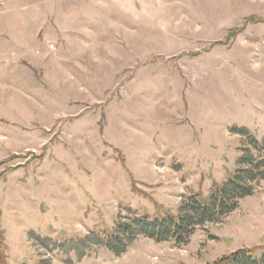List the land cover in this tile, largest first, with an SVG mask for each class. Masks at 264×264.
Masks as SVG:
<instances>
[{"label":"rangeland","instance_id":"rangeland-1","mask_svg":"<svg viewBox=\"0 0 264 264\" xmlns=\"http://www.w3.org/2000/svg\"><path fill=\"white\" fill-rule=\"evenodd\" d=\"M251 17L264 0H0L7 264H208L264 246V180L181 245L59 243L208 196L251 149L238 128L264 154V22Z\"/></svg>","mask_w":264,"mask_h":264},{"label":"trees","instance_id":"trees-1","mask_svg":"<svg viewBox=\"0 0 264 264\" xmlns=\"http://www.w3.org/2000/svg\"><path fill=\"white\" fill-rule=\"evenodd\" d=\"M252 23L264 22V18L251 17ZM238 132L248 137L251 149L242 156L241 167L228 174V179L215 183L209 195L193 192L184 201L181 213L170 211L158 212L154 215L132 211L126 219L116 221L114 228L91 230L84 237L73 236L60 240L67 246L84 255L90 252L93 244L105 248L116 255L127 251L129 246L139 236H144L156 242H172L177 245L187 243L198 228L215 222L224 215L234 211L239 200L253 194L255 183L264 180V154L262 143L254 138L249 130L238 128ZM3 230L0 227V264L5 260V245ZM54 244L58 241L53 240ZM260 250V254H257ZM264 263V246L259 248H244L225 255L208 264H262Z\"/></svg>","mask_w":264,"mask_h":264}]
</instances>
